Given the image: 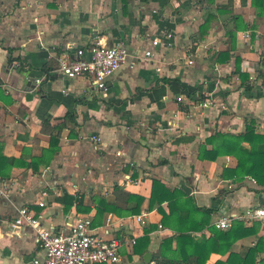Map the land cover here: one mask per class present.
Instances as JSON below:
<instances>
[{
    "label": "crops",
    "instance_id": "1",
    "mask_svg": "<svg viewBox=\"0 0 264 264\" xmlns=\"http://www.w3.org/2000/svg\"><path fill=\"white\" fill-rule=\"evenodd\" d=\"M232 1L230 7L225 0L212 6L205 0H169L161 8L140 0H0V157L18 163L10 169L0 164V188L7 190L0 197V264L43 259L37 232L58 233L85 216L93 232L120 240L123 264H146L131 241L157 226L149 234L152 255L173 235L156 210H147L152 180L213 210L211 226L221 215L247 228L259 224L256 236L237 241L231 252L240 254L264 238V221L247 217L264 208V187L250 178L222 179L224 169L236 166L231 156L198 158L209 137L240 135L250 120L264 135V17L251 0ZM230 12L247 24L234 41L228 35L234 28ZM92 38L128 52L105 92L90 77L67 80L54 73L62 54L86 50ZM158 39L160 46L152 47ZM6 49H14L11 56L18 59L9 66ZM147 50L150 58L143 55ZM223 52L230 56L227 62ZM240 73L249 77L245 84ZM32 159L39 161L37 173L24 166ZM114 185L145 199L140 213L121 218L106 213L95 220L93 197L112 202ZM64 193L84 195L90 212L80 214L75 207L65 212L59 202ZM21 207L39 217L37 228H11ZM141 215L144 225L136 221ZM227 256L212 254L206 264L225 263ZM262 259L264 253L258 254L257 262Z\"/></svg>",
    "mask_w": 264,
    "mask_h": 264
},
{
    "label": "trees",
    "instance_id": "2",
    "mask_svg": "<svg viewBox=\"0 0 264 264\" xmlns=\"http://www.w3.org/2000/svg\"><path fill=\"white\" fill-rule=\"evenodd\" d=\"M205 1L208 6H212L218 0ZM225 1L228 6H232V0ZM140 2H154L164 8L169 0H140ZM251 7L257 12V15L264 17V0H251ZM217 8L221 14H228L220 11L219 6ZM229 14L231 15L232 13L230 12ZM211 17L210 15L209 18H205L201 29L207 28ZM232 18L234 28L228 35L231 41H234L236 32L247 30V24L239 15L234 14ZM13 51L14 49H6V65L8 66L18 61L17 58L11 56ZM220 55L224 57V62H227L230 58L228 52H223ZM43 71L46 70L43 68ZM238 72L239 69L236 68V73ZM239 77L242 84H245L249 78L241 73ZM246 89H250L249 85H247ZM68 119L72 122L69 114L66 116V120ZM208 145H210L209 149L206 147ZM222 156H231L236 160L235 168L222 171V179L242 180L250 178L257 185L264 187V135H259L255 132L253 120L248 121L244 133L240 135L216 134L209 137L205 146L200 148L198 154L200 160L207 161H215ZM2 162H7L9 169L18 164L14 159H3L0 157V164ZM37 162H39L37 159H32L29 164H24V166L31 169L33 173H37L35 164ZM111 194L114 198L112 202L107 201L103 196L93 197L92 204L95 208V220L102 218L106 213L114 214L119 218L138 215L145 201L142 196L130 193L118 185L113 186ZM59 202L63 204L65 212H68L72 207H75L77 213L80 214L89 213L91 210L89 207L84 206V195L82 194L72 196L64 193ZM163 204H166V207H163ZM147 210L149 212L156 210L161 215V226L173 232L171 237L161 241L157 251L152 254V261L155 264H206L212 254L220 256L228 254L225 263L219 262L215 264H264V259L257 262L258 254L264 253L263 237H257L255 244L247 247L240 254L231 252L233 245L237 241L256 236L259 224L255 223L252 227L247 228L243 222L233 221L228 230H217L210 225V216L214 212L213 210L197 207L191 197L182 192L170 190L158 180H152ZM156 228L157 226L151 225L149 228L144 229L142 237L134 240L133 253L135 255L143 258L148 253L149 234ZM205 231L209 236L206 237L202 234ZM196 233H201L202 236L194 238L193 234Z\"/></svg>",
    "mask_w": 264,
    "mask_h": 264
},
{
    "label": "built area",
    "instance_id": "3",
    "mask_svg": "<svg viewBox=\"0 0 264 264\" xmlns=\"http://www.w3.org/2000/svg\"><path fill=\"white\" fill-rule=\"evenodd\" d=\"M152 47H158L161 41L153 40ZM145 58L152 56L150 50L144 51ZM128 61L127 49L117 44L109 47L99 39L92 38L86 50L76 49L72 55L64 53L57 59L56 75L67 80L78 77H90L93 86L103 92L106 91L107 80L123 67ZM45 76L34 81L39 86ZM180 101V98L178 99ZM203 107L209 103L202 104ZM92 142H99L97 137L91 138ZM0 197H7V190L0 188ZM38 206L43 207L42 202ZM144 216H137L136 221L144 225ZM252 220L264 221V208L254 209L247 213ZM233 218L221 215L212 223L217 230H227L231 227ZM39 217L27 207L17 210L16 217L11 224L12 229L22 227L37 228ZM161 228V227H159ZM106 235V233H104ZM92 230V221L89 216L79 217L73 223L63 227L58 233L50 230L37 232V244L44 255L43 259H34L33 264H123L120 256L121 242L117 239H105ZM135 241H131L134 245ZM150 264H155L151 262Z\"/></svg>",
    "mask_w": 264,
    "mask_h": 264
},
{
    "label": "water",
    "instance_id": "4",
    "mask_svg": "<svg viewBox=\"0 0 264 264\" xmlns=\"http://www.w3.org/2000/svg\"><path fill=\"white\" fill-rule=\"evenodd\" d=\"M143 260L146 264H150L152 262V255L150 253H147L144 255Z\"/></svg>",
    "mask_w": 264,
    "mask_h": 264
}]
</instances>
